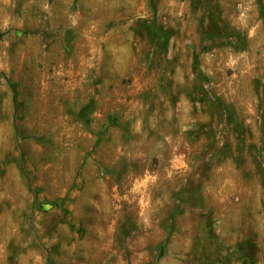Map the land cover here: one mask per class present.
<instances>
[{"label": "rangeland", "instance_id": "374dc122", "mask_svg": "<svg viewBox=\"0 0 264 264\" xmlns=\"http://www.w3.org/2000/svg\"><path fill=\"white\" fill-rule=\"evenodd\" d=\"M0 34V264H264V0H0Z\"/></svg>", "mask_w": 264, "mask_h": 264}, {"label": "trees", "instance_id": "16d2710c", "mask_svg": "<svg viewBox=\"0 0 264 264\" xmlns=\"http://www.w3.org/2000/svg\"><path fill=\"white\" fill-rule=\"evenodd\" d=\"M0 38H1V34H0ZM238 250L242 251L244 250V253L246 251V254H242L244 255V257H246V259H249L251 263L254 262V245L251 242H244L242 245H240L238 247Z\"/></svg>", "mask_w": 264, "mask_h": 264}]
</instances>
